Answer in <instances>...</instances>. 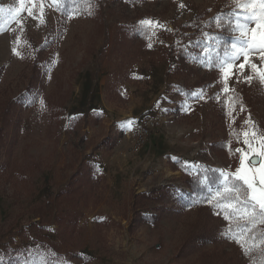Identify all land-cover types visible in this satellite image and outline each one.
Here are the masks:
<instances>
[{
  "label": "rangeland",
  "instance_id": "374dc122",
  "mask_svg": "<svg viewBox=\"0 0 264 264\" xmlns=\"http://www.w3.org/2000/svg\"><path fill=\"white\" fill-rule=\"evenodd\" d=\"M62 2L0 0V97L26 86L38 47L58 34L38 99L18 108L15 145L0 149V261H223L218 257L228 245L214 237L202 244L196 235L203 225L213 227L214 215L264 213L262 121L248 111L247 100L235 108L229 102L250 81L249 94L255 89L264 97V0H145L139 22L152 31L148 45L171 30L172 44L186 49L192 71L175 73L168 42L153 57L129 53L128 79L119 73L118 53L108 50L112 27L120 23L110 0H82L67 16ZM186 22L199 23L198 34L187 32ZM220 31L229 44L221 46ZM197 72L205 82L194 84ZM108 74L117 80L109 94ZM220 97L223 117L214 108ZM155 109L159 132L135 150L132 124ZM218 143L225 147L215 151ZM253 157L263 162L251 163ZM81 168L92 170L87 181L78 179L84 192L65 194ZM207 169L217 174L215 184ZM197 174L203 201L230 191L238 198L198 217L191 201L196 193L186 186ZM228 178L246 186L244 196L230 189ZM163 187L172 189L169 196L159 194ZM136 213L159 218L139 221Z\"/></svg>",
  "mask_w": 264,
  "mask_h": 264
},
{
  "label": "trees",
  "instance_id": "16d2710c",
  "mask_svg": "<svg viewBox=\"0 0 264 264\" xmlns=\"http://www.w3.org/2000/svg\"><path fill=\"white\" fill-rule=\"evenodd\" d=\"M80 1L82 0H63L61 8L66 12V16L67 13L80 3ZM89 1L94 2L95 0ZM144 1L145 0H110L109 4L111 5L112 10H118L120 14V23L113 25L108 41V50L116 52L118 53V57L120 56L118 63L120 69H118V67L116 68L119 70L120 74H123V78L124 76L127 78L128 75L123 71L125 69L124 66L128 64L125 59L130 58L132 60L130 55L127 56L129 53L132 52L133 58H145L147 56L153 57L157 54L160 48H162L163 44L166 45L170 42L169 50L172 52V55L176 60L175 73L177 72L176 74L178 75H186L187 72L192 71V67L187 64L188 55L184 47L172 44L173 35L171 30H165L151 47L148 45L152 37V31L150 28L139 22L142 16L140 5H143ZM184 27L187 29V32L194 31V34H198L200 31V25L197 22H186ZM57 35L58 34H55L50 40L42 42L38 47L37 58L32 64L31 69H29L30 74L26 86L12 97L7 98L8 96L6 95L0 97V149L10 151L16 143L17 129L20 127V118L17 114L18 108L24 104L28 105L29 103H34L38 99V96L43 89L40 80L45 79L46 77V62L49 56L47 52L49 48L53 46ZM217 37L220 40L221 46L229 44L226 41L229 36L225 31H220L217 34ZM126 48L128 50L125 51ZM23 52H26L25 48H23ZM1 70L2 69H0V72ZM107 76L105 89L107 94H109L117 80L111 81V74H108ZM196 76L197 79L194 81V84H200L206 81V79L201 77L198 72L196 73ZM118 81L122 83V80L120 81L118 79ZM251 87H255L252 81L242 83L239 90H235L231 93V99L229 102L231 103V106L235 108L237 105H242L241 101L247 100L246 107L249 108L248 111L252 112V114H256L257 118L262 121L264 128V97H260V95L256 94L257 90L255 89L254 93L252 92V94H249ZM191 89L189 88L188 90L190 91ZM257 105H260L262 109L260 111H262V113L260 111L258 112ZM214 108L218 110L220 117H223L225 111L224 97H220L218 103L214 105ZM244 114L245 113H242L241 115ZM234 146L235 145L233 144L231 150L235 148ZM224 147L225 145L223 143H218L214 146V150L219 151ZM206 172L210 182L215 184L217 174L210 169H207ZM91 177V169L88 170L81 168L72 176L67 184L64 190L65 194L71 195L78 190L84 192V190L77 185L79 182L78 179H81V181H87ZM200 179L201 175L197 174L186 180L187 188L196 193L191 201L196 207V215L198 217L203 213H209L211 215L213 209L217 206L238 198L230 191L218 195L214 198L213 202L207 203V201L201 199V194H203L204 188L201 187ZM227 182L228 184L232 183L230 185L232 186L230 187L231 190L238 191L237 189H240L241 196H244V193L247 192L246 186L241 181L228 178ZM171 192V188L163 187L160 189L159 194L163 196L168 194L169 196ZM237 194L240 196L239 193ZM140 196L148 197V195L145 194ZM135 215L138 216L139 221H148L151 223L156 222L159 218L158 215L150 217H142L140 213H136ZM139 215H141V217H139ZM132 221L135 222L137 219L133 218ZM196 237L202 244H208V242H211L214 237V242L226 243L228 245L229 249L227 250V253H224L226 252L224 251L222 252L224 256L218 257V259H223V261L218 263L217 261H214V264H264V213L260 211H257L255 215L246 219H237L231 213L219 217L214 215V226L210 227L207 223L204 224L202 235H196ZM0 264L16 263L0 261Z\"/></svg>",
  "mask_w": 264,
  "mask_h": 264
},
{
  "label": "built area",
  "instance_id": "2783aa9c",
  "mask_svg": "<svg viewBox=\"0 0 264 264\" xmlns=\"http://www.w3.org/2000/svg\"><path fill=\"white\" fill-rule=\"evenodd\" d=\"M157 112L158 110L155 109L151 114L140 117L135 124H132L131 133L135 150H138L147 139L159 132Z\"/></svg>",
  "mask_w": 264,
  "mask_h": 264
},
{
  "label": "water",
  "instance_id": "95a60500",
  "mask_svg": "<svg viewBox=\"0 0 264 264\" xmlns=\"http://www.w3.org/2000/svg\"><path fill=\"white\" fill-rule=\"evenodd\" d=\"M251 163H259V158L258 157H253L250 160Z\"/></svg>",
  "mask_w": 264,
  "mask_h": 264
},
{
  "label": "crops",
  "instance_id": "0c3cea01",
  "mask_svg": "<svg viewBox=\"0 0 264 264\" xmlns=\"http://www.w3.org/2000/svg\"><path fill=\"white\" fill-rule=\"evenodd\" d=\"M261 162H263V161H262V158L259 157V163H261Z\"/></svg>",
  "mask_w": 264,
  "mask_h": 264
}]
</instances>
